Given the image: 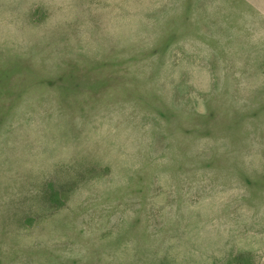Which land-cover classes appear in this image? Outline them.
Instances as JSON below:
<instances>
[{"label":"rangeland","instance_id":"374dc122","mask_svg":"<svg viewBox=\"0 0 264 264\" xmlns=\"http://www.w3.org/2000/svg\"><path fill=\"white\" fill-rule=\"evenodd\" d=\"M0 264H264V0H0Z\"/></svg>","mask_w":264,"mask_h":264}]
</instances>
